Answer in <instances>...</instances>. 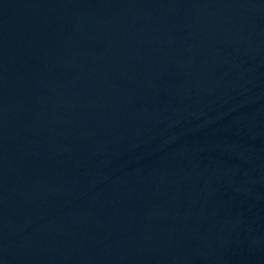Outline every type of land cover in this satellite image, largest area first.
Instances as JSON below:
<instances>
[{
	"label": "water",
	"instance_id": "water-1",
	"mask_svg": "<svg viewBox=\"0 0 264 264\" xmlns=\"http://www.w3.org/2000/svg\"><path fill=\"white\" fill-rule=\"evenodd\" d=\"M0 264H264V0H134L0 86Z\"/></svg>",
	"mask_w": 264,
	"mask_h": 264
}]
</instances>
